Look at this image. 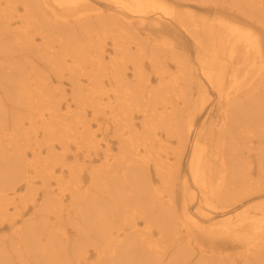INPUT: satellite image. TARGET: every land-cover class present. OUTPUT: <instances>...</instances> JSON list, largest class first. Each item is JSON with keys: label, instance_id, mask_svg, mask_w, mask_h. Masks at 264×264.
Listing matches in <instances>:
<instances>
[{"label": "bare ground", "instance_id": "6f19581e", "mask_svg": "<svg viewBox=\"0 0 264 264\" xmlns=\"http://www.w3.org/2000/svg\"><path fill=\"white\" fill-rule=\"evenodd\" d=\"M101 1L114 8V14L90 10L87 0H16L12 9L0 8V21L5 26L0 48H10L4 56L17 63L15 68L11 61L12 68H6L10 72L1 69L2 79L9 77L6 73L15 75L17 101H23L19 105L26 111L25 117L16 120L22 129H33L25 146L5 149L6 154L3 140L14 136L7 126H0V232L8 230L0 236V264H190L187 250L190 225H197L194 216L184 209L182 216L166 218L160 188L146 181L150 163L161 186L172 181V171L160 159L159 150L164 149L159 134L147 128L143 138L130 135L133 122L128 117L131 106L142 99L144 118L151 122L156 115L168 141L183 142L191 137L192 123H186L184 133L179 134L174 122H169V117L193 119L191 113L186 114L190 106L179 115L178 104L168 101V90H176L181 77L167 76L166 81L161 71L164 59L159 62L156 56L159 53H142L147 46L167 48L165 39L145 38L142 44L131 40L141 28L166 33L168 30L158 25L167 19L190 32L195 24L193 27L189 13L169 14L158 0ZM237 1L264 13V0ZM16 3L21 4L20 13ZM8 20L19 26L6 28ZM203 29L211 34L210 44L205 56L199 58L206 46L195 37L196 59L202 76L215 90L220 116L214 124V141L207 149L200 145L202 132L194 133L188 171L200 199L207 208H216L212 205L215 201L221 205L239 202L243 195L237 188L248 187V181L264 189V178H253L255 167L264 175V112L254 117L252 110L243 108L249 104V92L262 84L264 69L259 65L249 90L241 89L236 76L239 63L252 70L253 58L261 57L258 50L249 51L255 47L256 37L221 19L204 24ZM106 40L113 52L108 60L103 58ZM143 56L157 74L155 87L144 71ZM175 62L183 66L180 59ZM40 67L56 77V88L63 89L60 86L65 78L74 89L64 111L59 101L46 98L44 88L50 79L41 77ZM182 80L186 81V75ZM198 88L205 91L203 84ZM255 105L261 102L255 100ZM103 106L114 123L117 153L107 140L96 139L90 120L83 116L87 107H94L95 113ZM159 106L162 110L156 113ZM23 121L28 124L25 128ZM35 124L38 126L33 128ZM151 144L157 146L153 152ZM94 160L99 164L93 165ZM35 182H39L38 189ZM183 186L185 192L189 185L184 182ZM137 218L143 220V227H137ZM218 222L215 235L243 240V256L257 253L264 257V239L257 245L255 238H241L248 224L256 228L252 216L233 219L227 215ZM210 243L212 247L224 242L211 238ZM168 245H173L171 253L166 252ZM12 253L16 254L14 262ZM198 254L201 259L205 252L198 249Z\"/></svg>", "mask_w": 264, "mask_h": 264}, {"label": "rangeland", "instance_id": "374dc122", "mask_svg": "<svg viewBox=\"0 0 264 264\" xmlns=\"http://www.w3.org/2000/svg\"><path fill=\"white\" fill-rule=\"evenodd\" d=\"M16 0H0V8L3 10L6 7L12 9L15 7ZM158 0V2L163 3V5L168 9L169 14H183L189 13L193 19V27L195 24V29L191 32L186 31L179 25H171L168 22V19L159 23L158 26L163 27L164 30L167 29L166 33H155L153 31L148 30L147 28H141L138 31L139 35L134 37L131 41L137 42L139 44L144 43L145 38H164L166 47L163 46H153L145 47L142 50V53L149 54L152 50H155L159 54L156 55L159 62H162L164 59V63H161V71L165 75V80L167 81V76H175L181 77L179 79V86L176 90H168L167 97H169L170 104L172 100L177 103V108L179 115L187 110V107L190 106V110L186 113L187 115L191 113L193 119H188L191 117H176L175 120L173 117H169V122L173 124L177 129L178 133L185 131L186 125L189 123L193 124L191 137L190 135L183 142H178V140L171 139L168 141L166 139L165 132L163 130L162 125L157 124L158 121L153 115L152 121L148 122L146 117L144 118V113L141 112V109L144 106V101L139 99L136 104L131 106L130 119L133 122V127L130 129V135L134 136L139 135L140 138L145 136V132L147 128H152L159 134V140L162 148H160V159L171 171V183L167 184V186H161L160 181L154 174V169L149 164V171L146 176V181L150 184L156 185L157 188H160V194L163 196V205L166 211V218L172 216H182L183 210H187V212L194 216L196 226L190 225V245L188 246L187 254L189 255L188 260L190 264H194L195 261L201 262L200 264H264V257L259 254H249L248 256H243L245 253V244L244 241L234 240L233 238L226 236H217L214 234V228L217 229V225L219 220L224 219L227 215L230 217L236 218L239 216L245 217L246 215L252 216L254 222L256 224V228L251 229V225L248 224L243 230L246 235L241 237L244 240H252L255 238V242L257 245L263 242L264 239V189H260L256 184L251 181H248L247 185H244L243 188H237L238 191L243 195L242 199L234 203V205H222L218 202L212 203V205L216 206V208H207L206 203L200 199L198 195V188L192 183L189 169H188V160L191 153V141L195 132H202L200 145L202 148L207 149L208 146L213 143V134L215 131L214 124L218 120L219 112L217 109V97L215 94V90L211 88V86L206 82L205 78L202 76V73L199 69V63L196 59V50L195 45L197 39L195 37L200 38V42H202L201 46H206L201 48L199 53V58L205 56V52L207 51L208 44H210L209 37L211 34L209 32L206 33V30L203 29L204 24H208L209 22L216 23L218 19L225 20L231 26H238L240 29L244 28L251 32L252 36L256 37L255 47H250L249 51L251 53H257L258 50L260 52L261 57L253 58V68L252 70L244 68L241 64V67L238 66V72L236 76L239 79V85L242 86L241 89H248L250 80H255L257 72V68L259 65H262L261 69H264V13L255 10L252 7L242 4L237 0ZM9 3V4H8ZM87 4L90 10H97L107 14H114V8L109 9L106 4H104L101 0H87ZM16 7L18 12L22 11L21 4L16 3ZM225 16H224V15ZM226 15H229L226 17ZM256 21L251 23L250 21ZM8 27H17L19 26L18 22L9 21ZM151 23V21H150ZM4 24L0 21V40L2 37L4 38ZM138 28L140 26L137 25ZM215 31H217L216 27H213ZM55 37V36H54ZM39 40V39H38ZM135 40V41H133ZM212 44L213 41L211 40ZM257 45V46H256ZM5 47V46H4ZM131 49H134V43H130ZM104 60H108V58L113 54L111 50V45L109 40H106L104 43ZM10 48H0V126L5 128L8 127V130L13 132V139L11 140H3V150L7 154L8 148H13L16 145L25 146L26 139L29 136L33 135V129H22L20 126L19 117H25L26 111L24 108L19 105L23 103V101H17V90L15 87V75H10L8 73L5 76H9L7 79H2L1 69L4 71H9L6 69L7 67L12 68V62L14 66L17 64L14 60L10 58H5L8 52H11ZM145 54V55H146ZM172 54V55H171ZM175 59H180L183 62V66H178L175 62ZM185 63V64H184ZM142 64L144 67V71L148 74L150 79L151 87H155L157 83V74L152 72V68L150 67L147 58L142 57ZM17 68V66H15ZM45 67H40L41 77L43 79H50V82L46 84L45 93L47 95L46 98L50 99L51 102L59 101L61 110L64 109V105L67 101H71L74 96V89L71 84L65 78L62 79L61 86L63 89L60 90L56 87L57 84L56 77L50 76L49 70H45ZM131 68L126 71L127 77L129 76ZM250 70V71H249ZM159 71V72H161ZM186 75V81L182 80V77ZM65 77V75H63ZM264 77V76H263ZM129 79V78H128ZM199 84H203L205 91H202L198 88ZM237 84V85H238ZM258 84V81H257ZM184 89V93L180 92V89ZM111 89L109 90V95H112ZM253 94V96L251 95ZM247 105L243 106V108L247 107L254 113V117H261L264 112V78L262 84L256 86L255 90L249 92L247 95ZM255 100L261 102V105H255ZM185 101V103H184ZM102 105L104 100L100 102ZM72 108H74L73 103H70ZM139 106H138V105ZM246 104V103H244ZM18 106H21V109L18 111ZM169 106V105H167ZM94 108V107H93ZM93 108L87 107L86 113L83 115L85 118L87 117L90 120V127L93 130L96 139L104 138L108 141L111 146V150L113 153H117V143L118 139L116 137V132H113V125L111 115L108 112V108L103 106V110H95L93 113ZM244 108V109H245ZM95 109V108H94ZM159 113L162 110V107L159 106ZM21 110H23L21 112ZM75 111V110H74ZM93 115V117H92ZM175 116H178L175 114ZM16 118L18 120H16ZM242 119V117H240ZM189 120V121H188ZM74 123L73 118L70 120ZM130 121V122H131ZM23 128L27 127L28 124L26 121H23ZM145 123V125H143ZM149 123V125H147ZM187 123V124H186ZM76 125V123H74ZM73 125V126H74ZM78 126L80 123L77 124ZM38 124H35L33 128H36ZM72 126V127H73ZM95 130V131H94ZM41 131V129H38ZM40 132L37 133V137L40 136ZM127 134H129L127 132ZM103 139V140H104ZM9 142V143H8ZM103 144V143H102ZM101 144V145H102ZM19 145V146H20ZM156 145H150V151L153 152L156 149ZM6 149V150H5ZM16 150V149H15ZM14 150V151H15ZM58 150V148H57ZM56 150V151H57ZM73 150V149H72ZM13 151V152H14ZM12 151L10 153H13ZM245 152L243 151L242 158L245 157ZM72 161V159H70ZM93 165L99 164V161H93ZM264 170V169H263ZM253 178H264V175L258 174L256 167L253 171ZM184 177L186 178L184 180ZM184 182L187 190L184 192ZM84 183V182H83ZM192 183V184H191ZM258 188H256L255 186ZM39 186V182L34 183V187L37 188ZM38 189V188H37ZM24 189H21V193H23ZM192 192L194 194L192 195ZM148 200H154L150 198ZM146 205V204H145ZM199 205L203 210L200 209ZM148 206V205H146ZM247 211V212H246ZM236 216V217H235ZM263 218L262 222L259 219ZM137 227H143V220L141 218H137ZM166 223V222H165ZM248 223V221L246 222ZM180 229H184L183 226H180ZM8 230L1 231L0 236L2 234H6ZM211 238L213 241L224 242L221 245L223 246H212L211 247ZM244 244V246H243ZM166 252H170L172 250L173 245H168ZM219 246V247H218ZM198 249L205 252L202 258H199ZM252 251V249H250ZM12 255V262L15 261L14 256ZM221 257V258H220ZM225 258V259H224Z\"/></svg>", "mask_w": 264, "mask_h": 264}]
</instances>
